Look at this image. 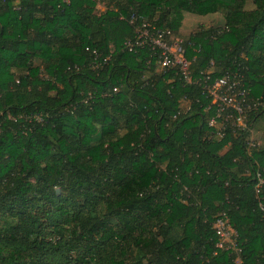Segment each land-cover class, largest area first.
<instances>
[{"label":"trees","instance_id":"trees-1","mask_svg":"<svg viewBox=\"0 0 264 264\" xmlns=\"http://www.w3.org/2000/svg\"><path fill=\"white\" fill-rule=\"evenodd\" d=\"M185 14L223 25L182 37ZM132 16L182 38L193 77L264 99V0H0V264H264V112L208 139L202 85L123 49Z\"/></svg>","mask_w":264,"mask_h":264},{"label":"built area","instance_id":"built-area-1","mask_svg":"<svg viewBox=\"0 0 264 264\" xmlns=\"http://www.w3.org/2000/svg\"><path fill=\"white\" fill-rule=\"evenodd\" d=\"M63 2H68V0H63ZM129 23L135 26V37L123 43L125 51L136 53L138 50L147 49L155 61L153 64H155L158 73L171 72L175 77L178 76L182 87L202 85L203 92L210 102L206 111H213L206 123L208 139L221 140L227 129L233 132L246 131L248 115L259 111L264 112V99L249 98V92L237 74L225 75L211 83H207L209 80L206 77H193L190 68L191 61L187 57L184 41L179 37H174L170 29L147 21L138 23L134 16L129 19ZM93 54L95 55L94 66L96 68L108 60L107 58L103 59L101 63L97 60V53L93 51ZM182 102L188 106V101L185 98ZM250 136H252L251 131ZM254 147L255 143L250 138L248 149ZM255 180V191L258 193L263 185V179L259 172L256 173ZM212 228L218 238L217 248L238 252L234 240L235 232L228 226L224 216L218 217ZM236 262L240 264L238 259Z\"/></svg>","mask_w":264,"mask_h":264},{"label":"rangeland","instance_id":"rangeland-1","mask_svg":"<svg viewBox=\"0 0 264 264\" xmlns=\"http://www.w3.org/2000/svg\"><path fill=\"white\" fill-rule=\"evenodd\" d=\"M250 7V6H249ZM102 11V7H98ZM223 25V19L218 14L208 15L204 17H199L191 14H185L182 25L179 30V35L182 37H187L191 33L197 31L200 27L203 28H218ZM182 39V38H181ZM181 108L183 111L187 109V105L181 102ZM252 136L250 138L254 141L257 140L259 144L264 141V117L262 120L258 121L251 130ZM224 151V150H223Z\"/></svg>","mask_w":264,"mask_h":264}]
</instances>
